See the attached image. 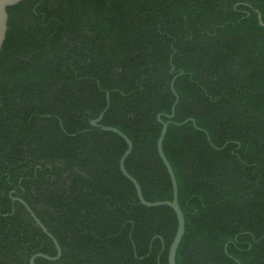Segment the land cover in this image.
<instances>
[{"label": "trees", "instance_id": "16d2710c", "mask_svg": "<svg viewBox=\"0 0 264 264\" xmlns=\"http://www.w3.org/2000/svg\"><path fill=\"white\" fill-rule=\"evenodd\" d=\"M264 0H26L0 51V264H264Z\"/></svg>", "mask_w": 264, "mask_h": 264}, {"label": "water", "instance_id": "95a60500", "mask_svg": "<svg viewBox=\"0 0 264 264\" xmlns=\"http://www.w3.org/2000/svg\"><path fill=\"white\" fill-rule=\"evenodd\" d=\"M24 1H26V0H0V51H1V48L3 45V42L5 40V37H6V32H7V9L14 6V5L19 4L21 2H24ZM257 18H258L259 24L264 27V23L261 21V17L259 14L257 15ZM181 74H182V72L175 75L170 82V89L172 90V92L174 94L175 100H174L173 105L171 106L170 114L165 115V117L168 121L164 122L160 119V115L157 116V120L161 124V130H160L157 142H156L157 153H158V156H159L161 162L163 163L164 167L167 170V173L169 175V179L171 182L172 198L170 201H168V200L155 201V202L146 201L142 196L141 189H140V186L137 183V181L125 170L124 161L127 158V156L130 154L131 149H132V143H131L130 139L123 132H121L120 130H118L116 128L99 125V122L102 119V116H103L104 112L106 111V109L108 108V105H109L108 94L106 96V107H105V109L101 112V114L98 116V118L96 120H93L90 123V125L92 127L100 128L101 130H104V131L113 132L125 141L127 147H126L125 152L122 154V156L119 159V169H120V172L122 173V175L133 184L140 204L143 206H146V207L168 206L174 211L175 216H176L177 225H176L175 235L172 239V242L169 245L168 254H167V264H175V253H176L177 247H178V245L181 241V238L183 236V233H184V215H183V213L179 207L178 201H177L176 179H175L173 170H172L168 160L166 159V157L163 153L162 142H163V139L165 137L167 127L169 124L181 125L187 121H190L193 124V126L195 128H197L192 119H187L182 123L172 122V119L174 116L175 106L178 102V96L173 89V85H174V81H175L176 77L181 75ZM20 202L24 204L26 209L30 212L34 222L52 240V242L56 248V256L49 257V256L43 255L41 253H38V254L33 255L30 258L29 264H34V259L36 257H42V258H45L47 260H57L61 254V250H60V247H59L57 241L47 231V229L41 224V222L36 218V216L33 214L31 209L22 200H20Z\"/></svg>", "mask_w": 264, "mask_h": 264}]
</instances>
